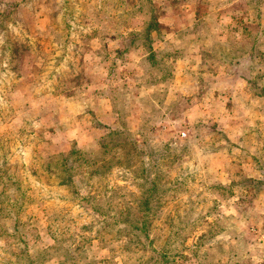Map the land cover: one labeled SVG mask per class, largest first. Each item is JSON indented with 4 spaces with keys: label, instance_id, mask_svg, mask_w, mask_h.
<instances>
[{
    "label": "rangeland",
    "instance_id": "374dc122",
    "mask_svg": "<svg viewBox=\"0 0 264 264\" xmlns=\"http://www.w3.org/2000/svg\"><path fill=\"white\" fill-rule=\"evenodd\" d=\"M0 264H264V0H0Z\"/></svg>",
    "mask_w": 264,
    "mask_h": 264
}]
</instances>
